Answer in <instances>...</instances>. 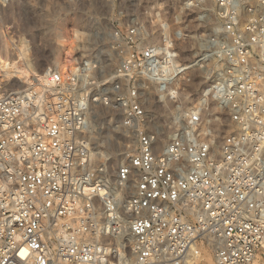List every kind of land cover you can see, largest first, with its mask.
<instances>
[{"label":"built area","instance_id":"built-area-1","mask_svg":"<svg viewBox=\"0 0 264 264\" xmlns=\"http://www.w3.org/2000/svg\"><path fill=\"white\" fill-rule=\"evenodd\" d=\"M154 6L113 31L108 82L82 62L0 98V264L263 262L264 0H213L212 33L183 62L186 18L209 22L205 0ZM195 70L205 84L160 143L145 100L178 104ZM96 107L136 138L110 170L92 163Z\"/></svg>","mask_w":264,"mask_h":264},{"label":"rangeland","instance_id":"rangeland-1","mask_svg":"<svg viewBox=\"0 0 264 264\" xmlns=\"http://www.w3.org/2000/svg\"><path fill=\"white\" fill-rule=\"evenodd\" d=\"M147 1V7L143 6ZM160 1L0 0V39L5 41L0 40V43L6 44L0 46L5 62L0 66V98L3 94L10 95L25 88L30 84V79L35 82L39 78L35 77V74L41 76L47 68V71H50L69 64L67 49L57 44L56 29L59 27L64 28L68 39L72 41L70 62L73 66L88 62L90 66H95L99 80L108 82L117 58L113 31H125L130 25V20H146L147 11L155 8L154 5ZM205 5L204 14L209 22L196 21L194 14L186 18L185 28L193 38L179 43L180 62L195 52L201 53L202 36L212 33L210 28L215 20L213 0H205ZM172 9L175 8L171 4L170 10ZM55 61L59 62L57 67H54ZM211 66L214 67L215 63L212 62ZM203 77L199 71H191L188 77L176 85L174 91L179 96L178 104L159 103L153 100L152 96H147V121L144 129L158 134L160 143L165 142L172 132L173 116L191 108L196 102L197 95L205 84ZM212 113L216 116L225 115L218 109H213ZM155 114L159 119L154 124ZM117 122V116L112 110L101 107L94 109L91 136L93 165L104 163L110 170L134 153L135 136L130 131L129 134L122 131ZM226 129L224 122L218 126L219 138ZM99 145L100 147H97ZM209 253L206 251L203 255L204 264H210ZM262 261L261 264H264V259Z\"/></svg>","mask_w":264,"mask_h":264},{"label":"bare ground","instance_id":"bare-ground-1","mask_svg":"<svg viewBox=\"0 0 264 264\" xmlns=\"http://www.w3.org/2000/svg\"><path fill=\"white\" fill-rule=\"evenodd\" d=\"M56 29V28H55ZM64 29V28H63ZM61 27H59L58 29H56V30H58L57 31V39H58V43L57 44H59V47H61V48H66L67 49V59H68V61H69V64H68V66H70V67H72L73 66V64L70 62L71 60H72V57H71V47H72V41L71 40H69L68 39V36H67V34H66V32L63 30ZM55 33V32H54ZM56 36V35H55ZM54 39H55V37H54ZM1 40V39H0ZM69 40V41H68ZM2 41V40H1ZM55 41V40H54ZM2 42H5V41H2ZM5 46V45H3V43L1 44L0 43V46ZM58 46V45H57ZM1 48V47H0ZM3 48V47H2ZM4 48H6V47H4ZM3 51H4V49H3ZM1 53H2V51H1V49H0V66H3V64L5 63L4 62V59H3V57H2V55H1ZM21 55V54H20ZM55 64H54V67H57L58 65H59V62H57V61H55L54 62ZM88 63V62H87ZM30 67V66H29ZM30 70H32L31 69V67H30ZM47 70H49V68H47ZM47 70L43 73V74H45L46 72H47ZM22 72H23V69L21 70ZM27 72H28V70H27ZM31 73V72H30ZM34 74V73H33ZM42 74V75H43ZM41 75V76H42ZM35 77H40V75L39 74H35ZM30 81H31V79H30ZM12 94H15V93H12ZM12 94H10V95H12ZM9 94H3L1 97H5V96H8ZM161 106H162V104H161ZM180 113V112H179ZM158 114V113H157ZM161 114V113H160ZM159 114V115H160ZM158 119H159V116L158 115H153V123L155 124V123H157L158 122ZM171 136V134L170 135H168V137H170ZM97 147H100V145L99 146H97ZM117 240V239H116ZM119 240H117V242H118ZM129 241H130V235H129ZM206 252V251H205ZM209 252V251H208ZM208 260H209V263L210 264H213V256H212V254H210L209 253V257H208ZM252 264H261V261L259 260V259H255L254 261H253V263ZM263 264V263H262Z\"/></svg>","mask_w":264,"mask_h":264},{"label":"snow or ice","instance_id":"snow-or-ice-1","mask_svg":"<svg viewBox=\"0 0 264 264\" xmlns=\"http://www.w3.org/2000/svg\"><path fill=\"white\" fill-rule=\"evenodd\" d=\"M205 86H207V85H205Z\"/></svg>","mask_w":264,"mask_h":264}]
</instances>
